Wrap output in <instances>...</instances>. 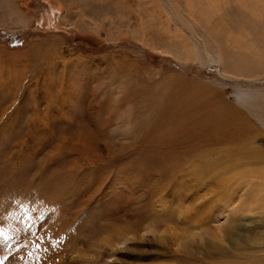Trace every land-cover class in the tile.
Wrapping results in <instances>:
<instances>
[{
    "label": "rangeland",
    "instance_id": "374dc122",
    "mask_svg": "<svg viewBox=\"0 0 264 264\" xmlns=\"http://www.w3.org/2000/svg\"><path fill=\"white\" fill-rule=\"evenodd\" d=\"M43 248L264 261V0H0V264Z\"/></svg>",
    "mask_w": 264,
    "mask_h": 264
},
{
    "label": "bare ground",
    "instance_id": "6f19581e",
    "mask_svg": "<svg viewBox=\"0 0 264 264\" xmlns=\"http://www.w3.org/2000/svg\"><path fill=\"white\" fill-rule=\"evenodd\" d=\"M253 49V48H252ZM169 101V100H168ZM161 109V108H160ZM163 109V108H162ZM161 109V110H162ZM163 111V110H162ZM164 112V111H163ZM161 118V117H160ZM148 157V156H147ZM148 160H150V162H151V164L150 165H152V163H155V164H162V163H165L166 161H167V159L161 154V153H157V152H154L153 154H151V155H149V158H147ZM153 161V162H152ZM152 166H154V165H152ZM151 166V167H152ZM156 167V166H155ZM149 169H150V166H149ZM153 170L155 169L154 167L152 168ZM151 169V170H152ZM151 172H153V171H151ZM150 172V173H151ZM149 174V173H148ZM110 227V226H109ZM68 235V234H67ZM70 235V234H69ZM69 235H68V237H69ZM73 235L74 234H72V236L70 237V238H67L65 241H66V243L68 242V241H70L71 239H72V237H73ZM66 238V237H65ZM62 241H64V239L63 240H61V242ZM66 243H64L63 245H65ZM54 246H57V245H54ZM58 247V249H60V251H61V247H62V245H58L57 246ZM63 249V248H62ZM55 250H54V248L53 249H50V250H46V248H43V253L42 252H40V253H42V256H41V258L40 259H38L39 261V264H46V262H49L50 260H52L53 258H54V256L56 255V254H58V252H59V250L57 251V253L55 254V252H54ZM54 252V253H53ZM41 261V262H40ZM261 264H264V261L263 262H261Z\"/></svg>",
    "mask_w": 264,
    "mask_h": 264
}]
</instances>
